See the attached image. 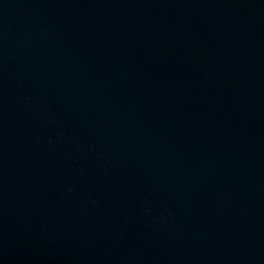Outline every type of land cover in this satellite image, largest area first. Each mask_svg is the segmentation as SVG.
<instances>
[{"label": "water", "instance_id": "1", "mask_svg": "<svg viewBox=\"0 0 264 264\" xmlns=\"http://www.w3.org/2000/svg\"><path fill=\"white\" fill-rule=\"evenodd\" d=\"M0 264H264V0H0Z\"/></svg>", "mask_w": 264, "mask_h": 264}]
</instances>
